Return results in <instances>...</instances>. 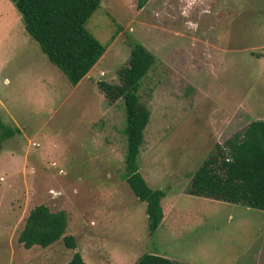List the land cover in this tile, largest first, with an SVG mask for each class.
I'll return each instance as SVG.
<instances>
[{
  "label": "rangeland",
  "instance_id": "rangeland-1",
  "mask_svg": "<svg viewBox=\"0 0 264 264\" xmlns=\"http://www.w3.org/2000/svg\"><path fill=\"white\" fill-rule=\"evenodd\" d=\"M86 28L108 47L73 86L14 2L0 0V119L19 129L0 147V264H66L76 251L86 264L147 253L264 264L263 210L187 192L215 144L264 117V0H102ZM134 43L155 58L140 87L150 119L139 158L148 185L165 192L154 234L124 179V102L109 104L99 88L119 83ZM39 204L66 211L75 249L18 242Z\"/></svg>",
  "mask_w": 264,
  "mask_h": 264
},
{
  "label": "trees",
  "instance_id": "trees-1",
  "mask_svg": "<svg viewBox=\"0 0 264 264\" xmlns=\"http://www.w3.org/2000/svg\"><path fill=\"white\" fill-rule=\"evenodd\" d=\"M21 13L25 31L35 40L48 60L75 86L82 81L104 55L102 44L86 23L102 0H12ZM148 0H137L142 8ZM115 37V36H114ZM113 37V38H114ZM153 54L142 44L134 43L128 64L119 70V83L100 82L99 88L109 104L123 100L126 115L124 179L135 196L145 202L148 229L154 234L164 212L165 192L151 188L139 169L141 147L150 111L141 102V82L154 64ZM11 128L0 119V147L13 137ZM187 192L264 211V119L252 120L242 132L223 144H215L208 159L197 169ZM69 216L64 210L52 211L47 205L33 207L19 233L18 242L25 248H45L62 239L75 249L76 239L65 235ZM66 264H86L76 251ZM135 264H187L173 262L160 254H144Z\"/></svg>",
  "mask_w": 264,
  "mask_h": 264
},
{
  "label": "crops",
  "instance_id": "crops-1",
  "mask_svg": "<svg viewBox=\"0 0 264 264\" xmlns=\"http://www.w3.org/2000/svg\"><path fill=\"white\" fill-rule=\"evenodd\" d=\"M257 119H264V117H258V118H256V119H253V120H257ZM252 121V120H251ZM250 121V122H251Z\"/></svg>",
  "mask_w": 264,
  "mask_h": 264
},
{
  "label": "built area",
  "instance_id": "built-area-1",
  "mask_svg": "<svg viewBox=\"0 0 264 264\" xmlns=\"http://www.w3.org/2000/svg\"><path fill=\"white\" fill-rule=\"evenodd\" d=\"M104 73L103 72H101V75H103Z\"/></svg>",
  "mask_w": 264,
  "mask_h": 264
}]
</instances>
